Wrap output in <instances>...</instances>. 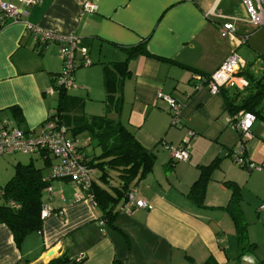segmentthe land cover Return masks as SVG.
<instances>
[{
    "label": "crops",
    "instance_id": "1",
    "mask_svg": "<svg viewBox=\"0 0 264 264\" xmlns=\"http://www.w3.org/2000/svg\"><path fill=\"white\" fill-rule=\"evenodd\" d=\"M0 2L24 10L19 21L0 29V123L18 126L12 117L18 113L19 126L39 132L57 108V94L49 90L62 59L56 40L40 43L35 34H75L91 64L74 70V87L66 91L63 107L76 102L84 113L95 110L85 116L102 115L103 74L108 71L118 97L117 111H110L155 156L151 171L133 187L151 208L125 213L119 202L112 222L71 180L47 181L51 194L46 186L42 202L51 214L42 219L39 232L28 234L17 247L0 222V264H50L63 255L75 264H264V170L249 171L229 156L240 144L238 132L226 121L223 91L230 97L231 89L210 94L192 77L214 72L240 47L239 38L255 31L240 0H39L28 7L19 0ZM83 2L94 3L96 11L80 14ZM224 22L233 24L234 34H222ZM245 61L243 75L251 87L255 78ZM163 96L179 104V124H173ZM262 120L256 116L254 136L244 142L245 155L254 162L264 160ZM188 129L195 133L189 158L173 161L166 146H178ZM81 135H75L80 145ZM33 155L45 180L57 159L42 151ZM15 160L26 164V158ZM213 161L217 165L205 172ZM10 177L1 179L0 187ZM92 180L98 182L94 175ZM240 224L255 249L238 258ZM79 255L83 259L76 261Z\"/></svg>",
    "mask_w": 264,
    "mask_h": 264
},
{
    "label": "built area",
    "instance_id": "2",
    "mask_svg": "<svg viewBox=\"0 0 264 264\" xmlns=\"http://www.w3.org/2000/svg\"><path fill=\"white\" fill-rule=\"evenodd\" d=\"M26 7L35 5L39 0H19ZM245 8L248 21L254 26L264 27V0H240ZM97 6L92 2H83L80 6V14L85 12H95ZM24 10L8 3L0 2V29L6 24L20 20ZM215 15V13H213ZM221 32L234 34V26L231 22H224L221 25ZM37 33V32H36ZM40 43L47 40H56L59 43V54L62 59V68L54 78L55 85L49 90L50 94L57 89L69 90L74 87V70L78 66H89L91 60L87 56L88 49L80 46L79 37L75 34L58 35L48 31H42L35 36ZM240 43L247 42V36L239 38ZM246 67V61L239 56L236 51H231L225 60L208 75L193 74V78L202 82L210 94H217L222 89H234L242 91L249 86L248 79L243 75ZM168 102L173 124H179V104L170 96H163ZM256 119L253 112L239 110L234 114L228 113L226 121L231 124L238 132L240 144L229 151V156L233 162L245 167L249 171L264 170V160L254 162L247 158L244 151V142L252 138V126ZM195 136L193 130L188 129L181 138L178 146L165 145L169 150L173 161H187L189 158L190 140ZM46 150L56 159L52 165L50 175L46 181L52 179H67L77 184L83 195L89 199L95 206L96 202L91 193L93 170L83 163L84 152L78 149L73 141L67 136L64 126L58 125L55 120L46 119L37 134L23 130L18 126H12L7 122L0 123V156L13 153L34 154L38 151ZM46 190L51 194V187L47 185ZM3 195V189L0 187V198ZM11 207H18L14 201H10ZM135 208L150 209L151 205L137 196V190L131 188L125 196L120 212L129 213ZM260 208H264L261 205ZM51 214L50 208L42 204L40 218L45 219ZM83 255L75 258L81 261Z\"/></svg>",
    "mask_w": 264,
    "mask_h": 264
},
{
    "label": "trees",
    "instance_id": "3",
    "mask_svg": "<svg viewBox=\"0 0 264 264\" xmlns=\"http://www.w3.org/2000/svg\"><path fill=\"white\" fill-rule=\"evenodd\" d=\"M126 50L127 53L130 51L131 53L136 52L135 49ZM139 50L142 49L140 48ZM125 65V62L120 63V66L123 68H125ZM110 77V73L104 71L103 84L106 91V108L109 111H117L118 97L114 93L116 83ZM251 84L253 85L250 87L249 82L248 88L250 90L243 97L237 96L235 92L231 93L230 97H227L228 92L223 89L227 102V111L230 114H234L239 110H245L253 112L256 116H261L260 112L255 109V104L264 96V78L255 79ZM118 86H120L119 82ZM56 94L57 108L47 118L55 120L58 125L64 126L66 134L70 130L73 137L79 133H88L90 140L93 141L94 147L99 149L97 155H84L83 163L92 170L98 171L96 177L98 182L92 181L90 191L94 196L96 206L101 211L103 218L107 222H112L117 213L115 210L116 205L119 202H123L126 193L151 171L155 156L152 151L145 149L138 142L134 134L122 122L112 119L106 114L88 117L84 115L72 119L63 107L66 90L57 89ZM12 117H14L19 128L26 130L24 127L19 126L21 119L18 113L12 114ZM77 147L83 151L81 147ZM49 154L48 151L42 150L44 157L47 158ZM216 165L217 162L213 161L205 167V172L211 171ZM110 170L116 171V176L119 180L118 186H108V178L110 176L108 171ZM203 174L205 173H201L200 177ZM48 184L43 178L42 168H37L31 161L26 164H15L12 176L1 186L3 195L0 203V222L9 228L17 247L22 245L28 234L39 232L41 228L42 219L40 218V210L43 204L42 195L43 190ZM195 186L196 183L192 186L193 190L191 194ZM10 201L17 203L18 207H11L9 205ZM233 218L236 221L235 214ZM243 227L244 224L237 226L238 258L247 252H253L255 249V244L247 241ZM67 263H70L69 259L63 255L54 259L50 264ZM75 263L72 262L70 264Z\"/></svg>",
    "mask_w": 264,
    "mask_h": 264
},
{
    "label": "rangeland",
    "instance_id": "4",
    "mask_svg": "<svg viewBox=\"0 0 264 264\" xmlns=\"http://www.w3.org/2000/svg\"><path fill=\"white\" fill-rule=\"evenodd\" d=\"M236 53L248 61L249 67L252 66V68H249L248 74L253 76L255 79L261 78V76L264 75V27H260V28L256 27L255 31L252 34H250V36L247 35V42L243 44L240 43V47L236 50ZM249 90L250 89L247 87L246 89L239 92L234 89H231L229 92L230 93L235 92L237 96L243 97L244 95L248 94ZM255 105H256L255 109L259 111L262 116H264V96H262L259 99V101L256 102ZM97 106L98 105L96 103H93V107L97 108ZM90 111H94V112H87V111H85V113L82 112V104L81 106H79L77 105L76 102L72 103L71 106L65 109V112L68 113L69 116L72 117V119L79 118L84 115H89L90 113H95V110H90ZM103 114H106L108 117L115 119L113 112L109 111L107 108L106 110L104 108L102 115ZM259 122L260 120L258 119L256 123ZM262 123H264V120H262ZM232 128L235 129L233 126ZM82 134L85 135V137L81 135L84 138L82 139L80 145L79 141L77 140L78 138H75V136L73 137L70 130L67 131V136L73 139V142L77 143V145H80L86 155L90 156L93 152L94 154L97 155L99 153V149L93 146V141L90 140L89 134L86 132ZM16 158H26L24 163H28L31 159L36 167L39 166L36 164L37 162H39V159L34 157L33 154L18 152V153L6 155L4 157H0V181H2L1 179H4L5 182L11 176L10 173L14 167L13 164L16 163L15 160ZM5 161L7 162L5 163ZM41 166L42 165L40 164L39 167ZM108 173L110 175L108 178V186L109 187L118 186L119 180L116 176V171L110 170L108 171ZM93 175L94 178H96L98 175V171H95ZM3 183L0 182V185H2Z\"/></svg>",
    "mask_w": 264,
    "mask_h": 264
},
{
    "label": "water",
    "instance_id": "5",
    "mask_svg": "<svg viewBox=\"0 0 264 264\" xmlns=\"http://www.w3.org/2000/svg\"><path fill=\"white\" fill-rule=\"evenodd\" d=\"M51 254H52V252H49V253H48V255H51Z\"/></svg>",
    "mask_w": 264,
    "mask_h": 264
}]
</instances>
